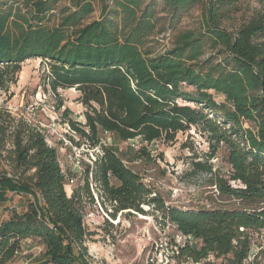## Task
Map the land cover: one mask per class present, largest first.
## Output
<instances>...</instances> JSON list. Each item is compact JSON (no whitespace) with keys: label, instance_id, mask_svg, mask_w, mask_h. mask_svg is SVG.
<instances>
[{"label":"trees","instance_id":"trees-1","mask_svg":"<svg viewBox=\"0 0 264 264\" xmlns=\"http://www.w3.org/2000/svg\"><path fill=\"white\" fill-rule=\"evenodd\" d=\"M246 1L0 0V96L26 60L42 59L49 89L76 88L86 108L85 122L63 112L78 136L68 138L99 150L93 165L81 163L82 183L69 194L78 173L62 167L44 129L25 111L0 105V207L11 193L26 200L24 210L11 207L0 220V264H14L29 237L39 238L49 264H93L85 216L98 199L113 217L144 205L160 212L163 226L186 237L173 256L178 264H264L263 248L249 261L254 235L264 231V0L239 20ZM198 6V22L179 29ZM167 31L170 44L161 48ZM193 127L210 152L192 158L185 175L206 174L239 206H168L101 138L169 143ZM147 145L129 161H151ZM221 150L227 174L210 162Z\"/></svg>","mask_w":264,"mask_h":264},{"label":"rangeland","instance_id":"rangeland-1","mask_svg":"<svg viewBox=\"0 0 264 264\" xmlns=\"http://www.w3.org/2000/svg\"><path fill=\"white\" fill-rule=\"evenodd\" d=\"M257 2L248 0L242 4V9L237 14L238 19L249 16L252 7ZM201 7L198 6L186 14L180 24L179 29H187L194 26L201 16ZM98 12L95 13V16ZM172 33L167 31L160 35L161 48L170 44ZM164 38V39H163ZM48 64L40 58H31L23 63L17 83L12 84L8 93H1L0 105H8L14 111H25L32 119L36 120L49 129L54 123L52 119L53 108L60 116L56 121L55 128L59 135L51 136L52 143L59 150V157L62 167L66 171L77 172L75 179L69 181L67 191L72 193L73 189L82 183L81 174L84 166L82 162H88L95 156V150L87 146L80 148V160L71 159L73 150L66 146L60 139L65 135L64 120L62 117L66 108L72 111L71 118L85 122L86 108L79 101L80 93L76 88H60L56 93L52 92L46 85V73ZM222 100V97H218ZM59 104L63 107L57 109ZM78 137L77 135H75ZM101 138L106 146L115 148L127 160L130 167L138 171L146 182L155 192L165 201L166 205L176 206L182 209L199 208H234L239 206V202L222 196L217 190L207 183L206 174H198L194 177L186 176L185 173L191 167L192 158L198 157L205 160L206 154L210 152V145L206 136L199 133L195 127L186 132H179L173 142H153L151 144L136 142L134 147L131 141H123L117 135L111 133H101ZM147 145L151 151V161L145 159L129 161L132 152L139 150ZM224 150L214 157L210 162L215 169H219L222 174H227L229 165L224 159ZM20 201L16 195L11 197L7 207H0V220L6 218L11 207L22 211L26 204ZM9 209V210H8ZM144 211L119 212L115 217L111 215L110 203L103 204L98 199L95 204L87 206L85 224L91 232L87 241L89 254L93 258V264H144L147 255L155 249L156 242L164 235L168 242V251L174 256L172 250L178 232L173 227L163 226L162 215L155 212L152 206L144 205ZM162 223V224H161ZM175 238V239H174ZM253 253L249 261L254 259L258 251L264 249V232L254 235ZM14 264H24L29 257L34 256L31 263L38 264L43 252L40 243L34 240L31 243V252H25L26 247ZM40 258V259H39ZM35 262V263H34ZM172 264H178L176 259L171 258ZM191 264V263H185Z\"/></svg>","mask_w":264,"mask_h":264},{"label":"built area","instance_id":"built-area-1","mask_svg":"<svg viewBox=\"0 0 264 264\" xmlns=\"http://www.w3.org/2000/svg\"><path fill=\"white\" fill-rule=\"evenodd\" d=\"M49 108H53V115H52V119L54 120L52 126H49V129H47V126H45L44 124L38 122L35 120L36 123H38L45 131L46 133V137L48 142L54 146V144L52 143V140L50 139L51 136L53 135H59L57 132V129L55 128L56 125V121H58L60 119V116L58 115V113L55 111L54 106L49 105ZM65 126V135H61V138L65 143L66 146H69L72 148L73 150V154L71 156V159L73 160H77L79 161L81 156H80V148L76 146L75 144L72 143V141L68 138V135H74L75 133L71 130L70 126L68 123H64ZM53 134V135H51ZM75 136V135H74ZM133 144V146H136V142L139 143V139H132L130 140ZM84 147V146H82ZM95 152H98V149H94ZM95 160V156H92L91 160L88 161L87 163H89L90 165H93V161ZM168 227H173L171 224H168ZM264 232V231H263ZM175 239V238H174ZM176 245H174V248L172 250V253L175 254V251L178 250V246L179 245H183V243L186 241V237L183 236L182 234L178 233L177 238H176ZM171 258L173 259V256H171L169 254L168 251V242L166 237H164V235H161V237L158 239V241L156 242V246L155 249H153L146 257V260L144 262V264H172Z\"/></svg>","mask_w":264,"mask_h":264},{"label":"crops","instance_id":"crops-1","mask_svg":"<svg viewBox=\"0 0 264 264\" xmlns=\"http://www.w3.org/2000/svg\"><path fill=\"white\" fill-rule=\"evenodd\" d=\"M15 194L11 193L10 196H14ZM17 197H19L20 201H24L23 203H25V197L20 196V195H16ZM36 240L37 242L40 243L41 246V251L44 252V245L40 242L39 238L36 237H29L26 238L25 240H23V246L26 247L25 252L29 253L31 252V243ZM24 250V247H23ZM30 259H27L23 262L24 264H33L31 263V260L34 259V256L29 257ZM40 259V258H39ZM35 263V262H34ZM38 264H49L47 263V259L44 256H41V259L37 262Z\"/></svg>","mask_w":264,"mask_h":264}]
</instances>
